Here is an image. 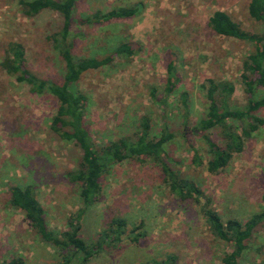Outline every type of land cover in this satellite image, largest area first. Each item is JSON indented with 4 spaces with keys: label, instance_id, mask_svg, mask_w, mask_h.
I'll return each instance as SVG.
<instances>
[{
    "label": "rangeland",
    "instance_id": "1",
    "mask_svg": "<svg viewBox=\"0 0 264 264\" xmlns=\"http://www.w3.org/2000/svg\"><path fill=\"white\" fill-rule=\"evenodd\" d=\"M21 0H0V63L10 43L25 52L26 67L40 79L62 83L63 63L47 37L61 29L62 18L43 11L23 14ZM31 1V0H23ZM250 0H77L74 18L104 15L119 7L141 4L128 19L76 23L73 55L82 58L110 53L120 42L132 44L128 61L114 58L107 66L84 73L76 89L87 96L86 122L97 149L122 137L136 140L144 119L149 138L157 141L167 128L175 133L165 151L178 176L194 182L211 199L223 221L248 219L264 206V125L244 141L243 151L215 175L206 171L205 143L193 131L207 109L208 80L233 87L232 108L246 106L243 63L254 52L250 43L215 35L208 27L214 11H224L249 33L263 32L249 16ZM172 65L174 87L167 89ZM256 97H264L258 88ZM186 104V109L184 105ZM57 101L36 96L0 67V264H57V253L42 244L24 215L10 207L11 185H32L45 210L49 228L63 230L78 210L79 188L66 176L80 160L73 143L50 130ZM259 115L264 117V111ZM222 145L219 131L209 132ZM200 165L192 161L194 152ZM176 161V164H173ZM158 166L149 160H127L102 178L97 203L83 217L80 237L95 242L110 218H125L126 236L135 226L143 233L137 244L128 238L105 248L87 264H223L232 250L215 239L192 199L180 200L169 190ZM237 264H264V227L253 234Z\"/></svg>",
    "mask_w": 264,
    "mask_h": 264
},
{
    "label": "trees",
    "instance_id": "2",
    "mask_svg": "<svg viewBox=\"0 0 264 264\" xmlns=\"http://www.w3.org/2000/svg\"><path fill=\"white\" fill-rule=\"evenodd\" d=\"M23 14L34 17L43 11H52L62 18L61 29L50 34L47 40L51 48L63 63L62 83L40 79L26 67L27 59L23 47L19 43H10L0 67L12 76L16 82L25 84L28 91L36 96L50 95L57 101L56 112L51 120L50 130L60 140L73 143L80 152V160L74 169L66 173L67 179L78 186L79 208L67 219L66 228L55 230L49 228L45 219V210L39 202L32 185L14 184L8 188L7 196L10 207L19 210L28 222L34 234L42 244L50 246L58 257L57 264H87L98 256L105 248L115 246L124 239L137 244L143 233L135 231L143 225L135 226L126 236L127 221L125 218H110L95 242H86L80 237L82 220L86 212L98 201L101 194L103 176L114 165L127 160H149L158 166L164 176L170 192L180 200L192 199L199 207V214L204 218L211 235L224 243L230 244L232 250L223 258V264H237L249 247V242L259 228L264 227V206L248 219L240 221L235 218L222 220L221 215L211 206V199L204 197L203 192L193 181L181 178L170 166L172 159L165 151L169 141L175 138V133L166 129L161 132L157 141L149 138L148 123L142 121L141 131L136 140L122 137L109 142L97 149L87 128V96L76 89V83L81 76L110 64L114 58L128 61L135 53L132 44L120 42L110 53L91 58L73 55V34L70 28L76 23L91 24L92 22H107L109 20L128 19L138 16L143 10L142 5L119 7L104 15L93 14L90 18H74L77 0H31L20 1ZM249 16L262 25L260 34L249 33L233 21L224 11H214L208 20V27L217 36L250 43L254 46L243 63V85L247 96L246 106L232 108L229 101L234 92L229 82L208 80L206 99L207 109L203 118L199 119L193 131L205 143L209 159L206 171L215 175L227 167L232 157L243 151L244 141L264 125V117L259 115L264 111V97L257 98L258 88H264V0H250ZM170 78L167 89L174 87L172 81V65L167 66ZM184 109L186 104H183ZM219 131L222 145L214 141L209 132ZM200 157L195 151L193 162L200 165ZM176 164V161H173ZM173 264L175 258H170ZM174 261V262H173ZM9 264H22L21 260H12ZM143 264H166L159 262Z\"/></svg>",
    "mask_w": 264,
    "mask_h": 264
}]
</instances>
